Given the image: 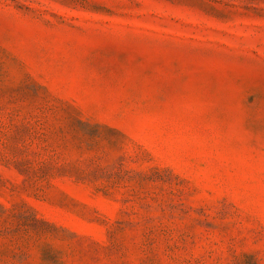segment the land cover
<instances>
[{
  "label": "rangeland",
  "instance_id": "374dc122",
  "mask_svg": "<svg viewBox=\"0 0 264 264\" xmlns=\"http://www.w3.org/2000/svg\"><path fill=\"white\" fill-rule=\"evenodd\" d=\"M0 264H264V0H0Z\"/></svg>",
  "mask_w": 264,
  "mask_h": 264
}]
</instances>
